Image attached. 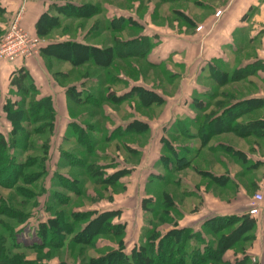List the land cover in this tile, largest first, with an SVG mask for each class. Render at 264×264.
<instances>
[{
	"label": "rangeland",
	"instance_id": "rangeland-1",
	"mask_svg": "<svg viewBox=\"0 0 264 264\" xmlns=\"http://www.w3.org/2000/svg\"><path fill=\"white\" fill-rule=\"evenodd\" d=\"M89 1L83 2L81 4H85V6L94 5V8L93 6H86L84 7V9L82 8L83 10L81 8L80 9L82 10L81 13H89L91 14V16H75L74 23L72 22L73 25L71 24L72 26H69V24L68 27L63 25L65 26L64 28L62 26L60 28L58 27L56 30H60V32L65 30H73L74 33L72 36H75V39L79 38V40L88 39L91 41H98L96 39V36L98 34L99 26L101 27V21L97 16L98 5L96 4V2ZM104 1L111 3L115 0ZM135 2H138V5H135ZM150 2H153V4H151ZM115 3L119 4L123 9L122 15L125 14L133 17L136 25H138L140 28L146 29V33H149V36L150 34H152V31H149V29H154L153 24L164 26L167 20H172L173 22H175L174 20L176 19L183 20V17L180 15V13H178L177 10L174 12L173 9H179L180 5H189L190 8H193L192 4L189 3V0H175L172 2H164L163 0H116ZM74 5L78 6V4ZM130 9H132V11H130ZM198 11L200 13H204L205 11H207V9L205 6H202L199 7ZM88 18L89 29H87L88 24H86ZM106 19H108V17ZM60 25H62V23ZM126 25L130 24L127 22ZM198 26L201 25L196 26V31L204 30L203 25L200 29L197 28ZM101 29H104V27ZM4 31L5 29L1 32ZM138 31L140 32V29H138ZM121 33L122 38L128 37V35L132 34L128 30H124ZM53 36L54 35H52V37ZM145 36L146 34H140L138 37L132 39L131 43H128V46H124V44H122V41H120L117 43L118 46L116 47V50L122 53L132 52L134 54L135 52L133 51H136L135 46L139 48L140 44H142V49L144 50L145 48H148L149 44L145 43ZM155 38L156 40L151 37L150 44L154 45L156 44V41L160 39L159 36H156ZM140 50L141 49H139L138 51ZM235 51H238V48H236ZM75 52L71 55L75 57L76 55H78V57L81 55L80 52ZM85 56H87V52ZM112 57L110 59V62L108 61L110 65H103L107 67V70L105 72L101 70L102 65L95 64L91 60V58H89L87 61H84L86 62V64L80 66L83 67L84 70H76L77 73L74 74L75 76L73 79L78 80L79 75L82 74L83 71H85L87 80L68 87L69 92L72 94L75 100L83 99L92 104L98 103L97 108L85 104L84 107H79L78 111L84 110L87 113H90V115L98 114L100 115V119L104 111L112 114V110L118 108L114 107L111 101L119 99L117 97L115 98L113 94H117V92L121 88H124L126 86L128 87L129 82H131L128 78L130 76H132L133 79H135L136 77H140L147 83L153 82L152 86L158 87V89L161 86L162 88H164L162 90L165 93L174 94L176 92V90H174L175 86L166 87L165 83H162V72H164V70L156 67L155 65L153 66L151 63H149L148 60V62L145 61V59L143 60L142 58L144 57L138 55L134 57L129 56L127 58H120L115 60H113ZM243 57V55H234L231 57L229 56V58L224 61V65L227 68L238 66V70L234 71L233 74H231V76L227 78L226 82L224 83H221L223 77L217 78L219 84H225L224 87L220 89H225L233 95L231 96V99L227 98L228 101H225L224 99L219 100L223 101L224 103H218L219 105L216 107V110H213L214 112L221 111L219 113V116L217 117L218 119L216 120L217 124H213L216 125V128L218 130L217 132L219 134L212 138L209 144L216 142L215 138H220V136H222L220 135L221 132H229L228 136L224 135L222 136L224 138L221 139L227 141L228 144L224 145L219 143L217 145H209V147L211 148L216 147L220 149L218 150V153L214 151L210 152V150L206 146L204 150H199L200 148L196 149L195 145L196 147L199 146L198 144L200 142V138L197 137L198 135H195V128L190 129L191 127L187 128V133L192 132L193 134V139L191 140L190 144V140L181 138L179 136H175V140H170V142H172V150L174 149L175 151H173V153L169 151V153L165 157H167L166 163L171 165V172H174L173 169H175V164L179 165L186 161V159L184 158L186 156H183L186 154V152H188V157H190L188 158L189 160H187V163L190 164V167L182 169V171L180 172L182 174V177L180 179L184 182L185 185L182 184V187L177 185H170L169 187L166 186L164 190L171 191L173 199L180 201V204L187 213L191 212L190 209L193 203H198L199 201L202 202L204 198L210 195V191L212 190L207 189L210 186L204 184V182L212 180V178L208 177L212 174L211 171L209 172V169L211 167L218 172H224L225 169L228 168L229 171H232L233 173H239L237 175H234V181L237 182H233V188L229 187L228 189H225L217 187L214 189L215 192L212 191L213 195L215 196L218 194L217 196L228 199L231 194H236V191L238 190L240 184L241 187H243L242 190L246 194H249V196L251 197L250 202L253 203L254 200L252 199V197L257 190L252 185V180L261 177L262 183L264 184V174L262 175L261 170H259L258 172V169L253 168L256 169L254 170V172L241 174L244 170L247 171V169H249V167H252L254 164L261 165L260 163L262 162L258 159L260 157H264V137L261 136V138L260 136H257L253 133L238 136L239 134L227 128L228 126H231V124H238V130L241 132H246L248 131L246 124L253 119H258L262 113V110H253L252 108H248L251 105L250 102H245L241 97L249 94L251 99L252 96L257 92V87L264 85L263 81L261 82V80H259L256 75H247L248 71L252 72L253 68H258L260 63H264V61L244 59ZM103 60L104 59L102 58L100 59L102 63ZM6 63L10 64L9 62ZM81 63L82 62H79L75 65H79ZM25 70L26 69L23 67L21 69L16 68L14 74L8 73L6 75L3 74L0 76V91H5V85L6 87H9L8 92H0V132L8 139L11 137L10 131L12 129V126L9 120H7L6 118V113L3 109V105L5 103V99L7 100L10 98L18 100L24 98L23 93L18 92V87L11 84V80L14 77L25 73ZM23 78L24 79L21 81L23 86L29 87L30 84H33L34 86L33 78L31 76L29 77V73L27 70ZM158 80H160L161 82H159ZM81 88L83 90L82 92H80ZM135 88V86L131 88L132 94H135ZM76 89L79 92L76 91ZM220 89L218 88L217 91L220 92ZM14 90L15 92L17 90V95L15 94ZM127 91V93L124 94L128 96L130 88ZM124 94L123 96H125ZM145 95L148 99L154 100V102L160 100V95L156 94L155 92H148L145 93ZM27 99H25L26 103L24 102L23 105L27 104ZM139 99L141 100L142 97ZM145 101H147V99ZM134 103V105L132 104V111H136V114L140 115V113H145L148 111V113L154 112L156 116V109L155 111L153 109L147 110L142 107L139 102L134 101ZM228 104L230 106H227ZM109 107H113L112 110L109 109ZM127 109L123 107L121 108V111H117L124 117H128L129 115H126V113L129 112V109ZM59 119L60 123L58 122L55 125L53 132L50 131V129L48 130L47 127L42 132H33L32 129L34 127H37L38 122H24V126L31 132H29L26 136V134L24 133L26 128L24 127V130L22 132L20 131V133L15 136L16 140L14 145H12L9 149H6L4 147L0 149L1 165H3L6 158L12 160L13 164L15 165L18 162L28 160L29 158H34L33 166L23 169L22 175L34 172H42L41 175L31 183L23 182L20 177V179H18V181L10 187L0 184V264H16L18 263L16 260H14L15 262L6 261V259H15L16 256H22L20 264H105L103 262L95 261L94 259L100 257L96 256L106 253L105 250L109 249L107 246L119 237L118 234L120 232L114 234L116 236L115 239L112 235H105V233H103L101 235L96 234V237H99V239L96 238L97 240L95 239L94 242H91V240L89 242H86L87 237L82 234L79 235L77 231L80 228L84 227L88 223L89 219L96 216L95 214H93L87 217L86 214L84 215L82 213L94 210L100 212L106 207H115V205H120L122 207L123 216L121 218V221L124 223H128L127 235L124 240L125 246H129L130 244H137L139 246L148 245L149 238L152 235V232H150L152 231L151 227H158L157 229L158 231H160L156 235V237H159V239L157 238L156 241H160L165 238V235H161L160 233L161 231L163 232L166 227L168 228L169 226H171L173 218L170 219V216L165 215L162 219L161 210L163 207V198L161 194V188H153L155 190V194L154 198H151L153 200H150V206L153 208V218H151L150 214L148 216V212L146 211L144 206L142 207V205H140L141 199H143L146 195V186L143 187V183L145 182V180L150 178V175H152V173H156L157 170L162 171L161 163H157L156 165L151 166L146 161V159H148V156H146L145 154L142 155L141 150H139V155L130 156V154H128L130 152L123 150V144H119L116 147V144H114L111 140L105 142L103 139L102 142L98 143L96 145L97 147H95L94 149L92 145L91 148H89L90 140L88 138L91 137V139L93 138L92 141H94L96 136H88L87 134L82 133L81 140L83 139L85 140V142H87V147L85 148V146L77 143V140L75 138L76 135L73 136V133H76L77 129H75L74 131L73 128H71L69 125H65L66 123L61 122V118ZM94 121L97 122V120ZM100 124H91L93 131H96V133L99 134L104 132H102L103 126ZM108 125L109 124H106V129L109 127ZM161 126L162 124L154 126V135H159V133H161ZM205 127V124H203L200 130L202 133H205L202 136L201 144H206L205 142L208 139V133H206L208 129ZM164 133L165 135H168L167 130L164 131ZM126 139L130 142H133V145H135L134 139H137L138 141L136 142L141 145L145 140L140 135L133 136V138L127 137ZM240 149H243L245 151V153L243 152L242 156L239 153L235 152L236 150L241 151ZM91 152H93V154H91ZM11 157L13 158L11 159ZM176 158L178 161L176 160ZM70 160H72V165L68 162ZM98 161H103L102 163L106 164H100ZM130 162L132 164H129ZM83 165H87V167H90L91 165L93 166H91V169H89L90 171L88 173L86 168L82 167ZM129 165H134L132 166V170L134 172H131L130 176L123 178L122 182H120L122 186H106L104 184H101L100 181L97 182L103 177H108V175L115 171V169L117 170L131 167ZM206 169L207 171H205ZM91 172H94V174ZM54 177L57 179L56 181L54 180ZM59 177L63 178L61 186L56 185ZM75 177H78L79 180ZM163 177L164 179H167L169 176L167 177L166 172H163ZM221 177L225 178V176ZM169 178L171 179V177ZM215 178L220 180V177ZM124 179L127 180L125 181ZM78 190H80V195L74 196ZM242 190L241 188L240 190H238V194H236L235 198L242 197ZM258 191H260L263 196L262 201L259 203V206L261 207L263 206L264 202V191L262 189H259ZM199 197H201V200H199ZM112 200H114V202H111ZM251 203L248 206H242L241 210H235L234 213L239 214L247 212V209L251 205ZM231 209L232 208L229 207L227 210ZM72 212L81 213L82 216L77 215L76 218H73L71 216ZM58 213H62L63 219L67 220L68 223H71L72 231L65 232L64 230H62L63 232L61 234L60 230L47 232V234L44 236L47 239L45 245H37L36 247H31L32 244H38L41 241L39 235L40 223L46 221V219L50 218L52 215L53 217H57ZM257 215L258 214H256L255 216ZM159 217L162 219L163 224L160 223ZM231 217L233 216H228V219ZM220 221L214 222L215 225H218ZM95 225L96 224H93L90 228L94 229ZM255 231L256 229L253 226L247 228L245 225H242L241 221L238 219L228 225L227 223H225L220 232H210L209 230H207V236H205L206 238L203 242L207 240V242L213 243L222 233L229 235L234 233L237 234L236 236H239L238 238H241L242 234L244 233L243 238L238 239L235 243H233V246L236 249L244 251L246 249L245 247L250 242L252 243L256 238L257 235ZM260 231L261 230L259 229L257 233H259ZM75 236H77V240H74ZM61 240L62 243L58 246V242ZM96 242L97 244L107 243L108 245H106V247L104 248L93 247V243L95 244ZM51 243L54 244L52 245ZM185 245L187 249L190 248V242L187 241V244ZM118 247L119 242L117 248ZM92 255H95V258H90V256Z\"/></svg>",
	"mask_w": 264,
	"mask_h": 264
},
{
	"label": "crops",
	"instance_id": "crops-1",
	"mask_svg": "<svg viewBox=\"0 0 264 264\" xmlns=\"http://www.w3.org/2000/svg\"><path fill=\"white\" fill-rule=\"evenodd\" d=\"M88 1L89 0H0V6L2 7V11L0 12V37L4 33L1 31L6 29L9 21L18 12H21V24L31 33H37V21L42 14L47 13L58 18L60 23L51 28L45 35L41 36V40L43 41L41 44L42 49L50 43L77 41L82 44L97 46L100 48H112L113 60L140 55L144 57L142 58L143 60H148L153 66L155 65L156 67L164 70V72H162V83H165L166 87L175 86L174 90H176V92L174 94L165 93L162 90L164 88L161 86L159 89L158 87L152 86L153 82L147 83L140 77L133 79V77L130 76L128 78L131 82H129L128 87L126 86L121 88L117 94H113L115 98H119L111 101L112 105L118 109L112 110L113 107H109L113 113L110 114L104 111L100 119V115L98 114L90 115V113H87L84 110L78 111V108L81 106L84 107L85 104L97 108L98 103L92 104L83 99L75 100L68 88L87 80L85 71L79 75L78 80L73 79L75 76L74 74L77 73L76 70H84L83 67L80 66H83L86 62L75 65L70 62V60L54 56L43 51L35 57L18 59L10 64L6 62L0 63V76L8 73L14 74L16 68H25L29 73V77L31 76L33 78L36 90L35 97H48L51 99L52 107L54 109L55 119L53 121L55 125L58 122L60 123L59 118H61V122L66 123L65 125H69L74 131L77 129L78 132H72L73 136L76 135L75 138L77 143L85 146V148L87 147V142L83 139L81 140L82 133L87 134L88 136H96L94 141H92L93 138H88L90 140L89 148H91L92 145L94 149L97 147L96 145L98 143L102 142L103 139L105 142L111 140L114 144H116V147L119 144H123V150L130 152L128 153L130 156L139 155V150H141L142 155L145 154L148 156L146 161L151 166L161 163L162 171L157 170L156 173H152V171L150 178L145 180L143 183V187L146 186V195L144 196L145 199H141L140 205H142V207L144 206L148 212L147 215L149 216L150 214L151 218H153V208L150 206V200H153L151 198H154L155 194V190L153 188H161L163 198V207L161 210L162 219L163 216L167 215L170 216V219L173 218V222L171 226L168 228L166 227L160 234L166 235L175 228H187L191 233L190 238L185 240V244H187V241L190 242V248L187 249L184 244L183 248L185 254L182 257L181 264H264V202L263 206H259L258 215H254L255 226L253 225V227L256 229L255 233L257 236L252 243L250 242L245 247L246 249L244 251L236 249L233 246L234 244H232L225 248L222 254L217 258L208 257L206 259H200L202 253L204 252V248L206 247L205 243H209L207 240L203 242L206 238L205 236H207V230L210 232H220L222 230L220 227V229L217 230L218 226H212L211 224L217 222V219L220 217L241 215L242 213L236 214L234 211L241 210L242 206L245 207L251 203V197L242 190L243 187H241L240 184L238 190L241 188L243 192V194H241V198H235L236 194H238V190L236 191V194H231L228 199L219 197L217 196L218 194L216 196L213 195L212 191L215 192L214 189L217 187L225 189L232 187L234 184L233 182H237L234 181V175L239 173H233L232 171H229L228 168L225 169L224 172H218L212 167L210 169L208 168L209 172L211 171L213 175L211 174L206 176L212 178V180L205 181L204 184L209 185L210 187L207 189H211L212 191H210V195L203 199L204 201L202 200V202L199 201L198 203H193L190 209L191 212L189 213L184 210L180 201L173 199L171 191L164 190L166 186L169 187L170 185H177L180 187H182V184L185 185L180 179L182 177L180 172L182 169L190 167V164L187 163V160H189L188 158H190L188 157V152L183 155L186 156L184 157L186 161H184L182 165H174V172H171L170 170L171 165L166 163L167 157L165 156H167L169 151L172 153L175 151L174 149L172 150V142H170L171 139L175 140V136L190 140V144L193 139V134L192 132L187 133V128L191 127L190 129L195 128L194 133L196 132L195 135H198L197 137L200 138V142L198 144L199 146L196 147L195 145L196 149L200 148L199 150H204V148L207 147L210 152L214 151L218 153V150L220 149L216 147L211 148L209 145H217L219 143L224 145L228 144L227 141L221 139L224 138L222 137L224 135L228 136L229 132H221L220 135L222 136L218 139L215 138L216 142L209 144L212 138L219 134L217 132L218 130L216 125L213 124H217L216 120L218 119L217 117L221 111L214 112L213 110H216V107L219 105L218 103H224L219 100L224 99L225 101H228L227 98L231 99V96L233 95L225 89H220L223 88L225 84L221 85L218 83L216 74L219 72L224 73L227 78H229L234 71L238 70V66L227 68L224 65V61L227 60L229 56L243 55L244 59L264 61V0H189V3L192 4L193 8H190L189 5H180L179 9H173L174 12L177 10L178 13H180L183 20L176 19L177 21L174 20L175 22L167 20L164 26L153 24L154 29H149V31H152L150 36L149 33H146V29L140 28L136 25L133 17L125 14V16L122 15L123 9L119 4L115 3L116 0L111 3L104 0H91L89 2H96L98 5L97 16L101 21V27L99 26L98 34L96 36L98 41H91L88 39L79 40V38L75 39V36H72L74 33L73 30H65L61 32L60 30H56L58 27L60 28L63 25L68 27L69 24L70 26L75 20L74 16L65 15L62 12L61 7L67 3L79 5ZM150 3L153 4V2ZM135 5H138V2H135ZM202 6H205L207 9L204 13H200L198 11L199 7ZM217 10H221V13L218 16L215 15ZM130 11H132V9H130ZM107 17L108 19H106ZM121 19L123 21H121ZM127 22L130 25H126ZM61 23L62 25H60ZM86 24H88L87 29H89V18L87 19ZM197 25H203L204 30L196 31ZM65 26H63V28ZM103 27L104 29H101ZM138 29H140V32ZM124 30L130 31L132 34L128 35V37L122 38L121 32ZM140 34H146L144 40L145 43H149L148 48L143 50L142 44H140L139 48L135 46L136 51H133L135 52L134 54L132 52L122 53L116 50L118 42L122 41L124 46H128V43H131L132 39L138 37ZM52 35L54 36L52 37ZM155 35L159 36L160 39L156 41V44H150L151 37L156 40ZM236 48H238V51H235ZM139 49L141 50L138 51ZM108 65H110V63ZM106 66L102 65L101 70L105 72L107 70ZM252 70V72L248 71L247 75H256L261 82L263 81L264 84V63L261 62L258 68H253ZM158 81L161 82L160 80ZM133 86L141 87L143 91L155 92L160 95V100H157L156 102L151 99L149 102L143 101L142 99L140 100L138 94H132L131 88H133ZM129 88L130 91L127 96L124 93H127ZM218 88L220 89V92L217 91ZM8 91L9 87H6L5 85V91L1 90L0 92L6 93ZM76 91L78 90L76 89ZM82 91L83 90L81 88L80 92ZM18 92L16 90L15 94H18ZM123 94L125 96H123ZM27 97L28 96L24 94V98L27 99ZM241 98L242 100H246L250 98V96L249 94H246ZM252 98H258L257 105H255L252 109L262 110L259 118H264V85L257 87V92L252 96ZM25 99L21 98L16 100L9 98L8 100L16 101L17 106L22 105L21 107L26 108L27 104L23 105L24 102L26 103ZM134 101L139 102L140 105L147 110L153 109L155 111L156 109V116L154 112L148 113L147 111L145 113H140V115L136 114V111L133 112L132 104H135ZM229 104L227 106H230ZM122 106L129 109H127L129 112L126 113V115H129L128 117H124L118 113L117 110L121 111V108H123ZM94 120H97V122ZM95 123L96 125L100 124L103 126H101L102 132L104 131L101 133L102 135L93 131L91 124ZM106 124H109L107 129ZM159 124H162L160 130L161 133H159V135H154V126ZM203 124H205V128L208 129L206 131V133H208V139L205 142L206 144H201L202 136L205 134L200 131ZM166 130L168 131V135H165L164 133ZM137 135H140L143 139H145L142 145L136 142L138 141L137 139H134L135 145H133V142L126 139L127 137L133 138V136ZM240 150L242 153H245L243 149ZM91 154H93V152H91ZM258 160H261V165L254 164L252 167H249L247 171L244 170L241 174L254 172V170L258 169L257 171L259 172V170H261L263 175L264 157H260ZM68 162L72 165V160ZM98 162L100 164H106L102 163L103 161ZM129 164L132 163L130 162ZM132 166L117 170L114 168L115 171L110 173L108 177H103L97 182L100 181L101 184L106 186H122L120 182H122L123 178L130 176L131 172H134L132 170ZM82 167L86 168L89 173V169L91 168L87 167V165H83ZM205 171H207V169ZM163 172H166L167 177L169 176L171 179L169 177L164 179ZM221 176H225V178ZM215 177H220V180ZM75 178L79 180L78 177ZM261 179L262 178L260 177L252 180V185L256 188V192H258L259 189L264 191V184ZM54 180L56 181L57 179L54 177ZM124 180L126 181L127 179ZM62 181L63 178L59 177L56 185L61 186ZM79 195L80 190H78L74 196ZM199 200H201V197H199ZM111 202H114V200ZM229 207L232 209L227 210ZM106 209L116 211V214L110 218V221L112 223L121 224L123 226V230L118 234L119 237L117 239H115L116 236L111 232L105 233V235H112L115 241H112L109 245L107 243L97 244L96 242L95 244L93 243V247L104 248L108 245L107 247L109 249L105 250V252L108 253L109 251L116 249L119 240H122L124 252L129 253L132 249H137L139 247L137 244L125 246L124 240L127 235L128 223L121 221L123 216L122 207L120 205H115V207H106L104 210ZM51 217H53V215ZM162 219L159 217L161 224H163ZM157 228L158 227H151L152 231L150 232H152V235L160 232ZM259 229L262 231V234L261 231L257 233ZM101 234L103 233H98L97 235ZM243 234L241 238L244 237ZM97 235L95 234L93 236L91 242H94ZM97 239H99V237ZM216 241L209 243V245L215 247ZM194 252H198V256H195ZM106 253L100 254L96 257L103 256ZM94 256L95 255H92L90 258Z\"/></svg>",
	"mask_w": 264,
	"mask_h": 264
},
{
	"label": "trees",
	"instance_id": "trees-1",
	"mask_svg": "<svg viewBox=\"0 0 264 264\" xmlns=\"http://www.w3.org/2000/svg\"><path fill=\"white\" fill-rule=\"evenodd\" d=\"M164 2H172L175 0H163ZM87 7H95L94 5H86ZM85 4H80L78 6H75L72 3H67L62 8V12L65 15H71L76 17H88L91 16V14H86L85 12L81 13V11L86 7ZM82 10H81V9ZM2 11V7L0 6V12ZM93 14V13H92ZM121 21H123L121 19ZM59 24L58 18L55 16H51L47 13H44L41 15L39 20L37 21V35L40 37L42 35H45L51 28ZM47 52L49 54H52L54 56L64 58L67 60H70L73 64H77L79 62L87 61L89 58L98 65H108L110 62V59L112 57V50L111 48H100L97 46L92 45H86L79 43L77 41H63V42H56V43H50L47 44L43 49L40 47V52ZM66 51V52H64ZM69 51V52H68ZM75 51L80 52V56L78 55L73 56ZM87 52V56H85ZM70 53V54H69ZM76 53V52H75ZM104 59L103 63L100 61V59ZM106 61V62H105ZM109 61V62H108ZM26 73H23L17 77H14L11 80L12 85H16L18 87V91L23 92V95H27L28 102L26 108H23L21 106H17L16 101H10L6 100L3 109L6 113V118L9 120L12 129L10 131L11 137L8 139L6 138L1 132H0V149L2 147L9 149L12 145L15 143V136L22 132L24 130V122L25 123H37V127L33 128V132H42L46 127L47 129L53 132L55 128L54 123V109L52 107L51 99L48 97L45 98H36L35 97V87L33 84H30L29 87H25L22 85L21 81L24 79ZM216 77H223L221 80V83L226 82L227 76L224 73H218L216 74ZM233 77V76H232ZM20 82V83H19ZM140 88V89H139ZM135 93L138 94V96L142 100L149 102L150 99L147 98L145 93H148L147 91H143L141 87H136ZM140 90V91H138ZM144 96V97H143ZM146 98V99H144ZM24 99V98H23ZM248 103L250 102V106L248 108H253L255 105H257L258 98H248L244 100ZM16 105V107H15ZM247 111V110H246ZM242 112V111H241ZM240 112V113H241ZM238 125V124H237ZM237 125H231L228 126V129H231V131L236 132L239 135H247L250 133H253L257 136H263L264 135V118H258L253 119L250 122L246 124V127L248 131L241 132L238 130ZM26 128V127H25ZM31 132L27 128L25 129L24 133L27 134ZM26 138V137H25ZM231 149V148H230ZM1 152V150H0ZM235 152L239 153L242 156V152L236 150ZM13 157H11L12 159ZM9 158L5 159V162L3 165L0 164V184L5 186H12L14 185L18 179H22L25 183H31L35 179H37L38 176L41 175L40 173H28L24 174L23 169L28 168L30 166H33L34 164V158H29L28 160H24L22 162H18L16 165L13 164L12 160H8ZM177 160V158H176ZM178 161V160H177ZM183 164V163H182ZM179 164V165H182ZM93 166V165H91ZM91 166L89 168H91ZM94 174V172H91ZM118 174V173H117ZM116 174V175H117ZM109 180V178H108ZM87 217L95 214L93 218L88 220V223L80 228L77 232L79 235H84L87 237L86 242H89L92 237L95 234L98 233H107L111 232L112 234H117L123 230V226L121 224L112 223L110 221V218L116 214L115 210H101L100 212L97 211H87L86 213ZM81 213H75L72 212L71 216L73 218H76L77 215L82 216ZM59 216V220H58ZM61 218V219H60ZM80 218V217H79ZM82 218V217H81ZM240 220L242 225H245L247 228L252 227L255 223V217L254 215H251L247 212L242 213L239 216H233L228 219V217H220L217 219V222L220 223L216 226H218L217 230L223 227L225 223L230 224L236 220ZM74 220V219H73ZM96 224L94 229H91L90 227ZM211 224V223H210ZM212 226L215 225L214 223L211 224ZM220 227V228H219ZM53 230H60V234L64 230L65 232L72 231V225L71 223H68L67 220L63 219V214L58 213L57 217H50L46 219V221H43L40 223L39 227V235L41 238L40 243L38 244H32L31 247H36L37 245L43 246L46 243V238L44 237L47 232H51ZM158 233H155L151 235L148 241V245H140L137 249H132L129 253L124 252L123 248V242L122 240H119V247L116 249H113L106 253L103 256H100L97 259H94L98 262H103L105 264H181V260L183 255L185 254L184 251V244L185 240L187 238H190L191 233L189 232V229L187 228H178V229H172L169 233H167L162 240L156 241V239L159 237H156ZM237 234H220L218 236V239L216 241V246L212 247L209 245V243H205L206 247L204 248V252L201 255L200 259H206V258H217L219 257L225 248L235 243L239 238V236H236ZM77 236L74 237V240ZM79 242V241H78ZM62 243V240L58 242L59 244ZM52 245L54 243H51ZM50 245V244H49ZM56 245V244H55ZM157 248H156V247ZM195 256H198V252H194ZM22 256H16V258L6 259L8 262H15L16 260L20 264ZM10 264V263H9Z\"/></svg>",
	"mask_w": 264,
	"mask_h": 264
},
{
	"label": "built area",
	"instance_id": "built-area-1",
	"mask_svg": "<svg viewBox=\"0 0 264 264\" xmlns=\"http://www.w3.org/2000/svg\"><path fill=\"white\" fill-rule=\"evenodd\" d=\"M221 10L216 11L218 16ZM198 29L201 26L197 27ZM42 44L41 37L35 33L29 32L21 24V12H18L7 24V27L0 37V62L12 63L18 59L35 57L40 53ZM252 199L253 203L247 211L251 215L259 212V203L263 196L260 191L255 192Z\"/></svg>",
	"mask_w": 264,
	"mask_h": 264
}]
</instances>
